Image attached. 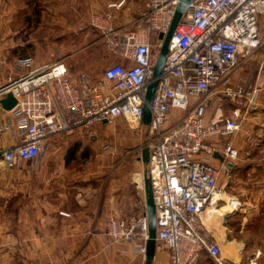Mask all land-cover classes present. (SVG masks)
Wrapping results in <instances>:
<instances>
[{"label":"built area","instance_id":"1","mask_svg":"<svg viewBox=\"0 0 264 264\" xmlns=\"http://www.w3.org/2000/svg\"><path fill=\"white\" fill-rule=\"evenodd\" d=\"M180 1L148 0L134 29L111 24L113 10L125 0L112 2L105 13L93 16L90 25L101 30L97 42L110 53L111 63L102 76L82 72L73 77L65 57L40 66L32 57L16 60L18 76L0 86V100L8 93L17 99L16 106L6 110L13 120L0 119V137L16 127L18 142L1 149L0 156L7 167L36 161L49 149L48 138L91 131L118 119L126 120L134 131L147 128L142 147L150 152L147 172L157 206V242L170 251L172 264H192L203 251L217 264H236L222 257L204 214L214 202L222 172L239 155L231 142L218 148L217 138L242 129L240 108L246 113L257 110L260 88L235 83L231 75L264 43L260 28L264 0H195L179 15ZM172 26L158 71L164 45L160 34L166 36ZM154 82L151 120L146 125V96ZM219 94L239 109L230 116L209 117L208 107ZM215 154L224 159L221 167L215 166ZM107 232L115 243L133 244L146 257V211L111 217Z\"/></svg>","mask_w":264,"mask_h":264},{"label":"crops","instance_id":"2","mask_svg":"<svg viewBox=\"0 0 264 264\" xmlns=\"http://www.w3.org/2000/svg\"><path fill=\"white\" fill-rule=\"evenodd\" d=\"M118 1L121 0H54L59 21H65L64 28L57 29L54 45L61 46L58 59L66 58L73 77L82 72L94 75L95 62L104 47L97 42L101 30L92 27L90 21ZM147 2L125 0L120 9L113 10L111 24L134 29L147 10ZM13 12L14 7L5 8V15ZM82 21L85 31L78 34L77 26ZM261 21L264 41V17ZM4 27L5 34L0 35V86L18 76L15 62L24 57L14 49L18 44L12 29L7 24ZM38 61L34 60L35 66L55 60L43 64ZM119 61L127 64L125 59ZM231 79L260 88L257 110L246 113L240 108L242 129L228 138H217L218 148L231 142L239 155L222 172L217 198L210 206L222 209L223 214L212 215L205 222L221 247L222 257L236 264H264V43L237 67ZM236 109V103L219 94L207 112L209 117L215 113L230 116ZM255 115L259 118L255 119ZM0 119L13 120L1 103ZM109 125L54 135L47 139L49 149L36 161L7 167L0 156V264H146V257L133 244L115 243L107 232L111 217L147 210L144 180L148 166L142 158L146 140L124 139L127 143L120 144L128 149L131 161L95 170L93 153H88L87 147L97 139V130ZM124 131L127 133L121 125L119 133ZM18 134L16 127L4 132L0 150L15 145ZM79 159L85 165L78 166ZM223 161L221 155L217 156V167ZM62 211L69 215H62ZM153 264H172L170 251L161 243H157ZM192 264L217 262L203 251Z\"/></svg>","mask_w":264,"mask_h":264},{"label":"rangeland","instance_id":"3","mask_svg":"<svg viewBox=\"0 0 264 264\" xmlns=\"http://www.w3.org/2000/svg\"><path fill=\"white\" fill-rule=\"evenodd\" d=\"M7 6L14 7V12L5 15ZM53 6L54 0H0L1 37L2 34H5L6 28L4 25L7 24L8 28L12 29L11 35L15 38V43L18 44L14 49L19 55L32 57L35 61L37 59L41 64L58 59L61 56V46L54 45V36L58 35L57 29L64 28L65 21L64 19H62V22L59 21L58 14L55 13ZM78 19L81 20L80 17ZM85 27V21H82V24L80 22L77 26V33L84 32ZM98 46H103L104 50L101 52L102 55L99 61L95 62L94 76H102L103 71L111 63L109 60L110 53L106 47L101 43ZM156 49L158 54L159 48ZM216 99L214 98V100ZM120 124L124 125L128 134L125 131L119 133ZM141 131L142 133H140ZM141 131L129 129L128 123L124 119H118L115 123L110 124L108 128L98 129L96 132L97 139L92 141L91 146L87 147L88 153L92 152L94 156V169L97 170L100 167L111 169L114 165H123L130 162L132 157L129 156L131 154L127 155L126 151L128 149L121 146L124 142L127 143L124 139L132 141L133 138L139 140L142 137L146 140L148 136L147 128H143ZM119 139H122V141H119ZM130 141L129 143H131ZM215 161L217 167V159ZM77 162L78 166L85 165L82 159ZM226 177L224 176L223 183L226 182Z\"/></svg>","mask_w":264,"mask_h":264},{"label":"water","instance_id":"4","mask_svg":"<svg viewBox=\"0 0 264 264\" xmlns=\"http://www.w3.org/2000/svg\"><path fill=\"white\" fill-rule=\"evenodd\" d=\"M195 0H181L179 5H178V13L179 15L185 13L189 6L194 2ZM174 26L171 27L169 30L168 34L165 36L163 33L160 34V38L164 39V45L160 51L159 55V62L160 65L158 67V71H160L162 67V62L165 58V54L168 50V44L171 39L172 33H173ZM156 88V83H152L149 87V90L147 92V106L145 107L144 110V123L148 125L151 120V115H150V105L152 104V99H153V94ZM1 105L5 110H11L14 108L17 104V99L14 97L12 93H8L7 96L3 99L0 100ZM215 156H220L219 154H215ZM142 158L145 164H149L150 160V152L149 148L145 147L143 149V154ZM145 193H146V203H147V210L146 213L149 218V240L147 242V252H146V264H153V260L156 255V250H157V206L154 198V192L151 184V179L148 176V172L145 174Z\"/></svg>","mask_w":264,"mask_h":264},{"label":"bare ground","instance_id":"5","mask_svg":"<svg viewBox=\"0 0 264 264\" xmlns=\"http://www.w3.org/2000/svg\"><path fill=\"white\" fill-rule=\"evenodd\" d=\"M217 198V193H216V195H215V197H214V199H216ZM234 203V202H233ZM232 208V207H231ZM234 208V207H233ZM223 214V212H222V209L221 210H219V211H217V209L215 208V207H210V208H208L206 211H205V214H204V217H205V220L206 221H208V219L212 216V215H215V214Z\"/></svg>","mask_w":264,"mask_h":264}]
</instances>
